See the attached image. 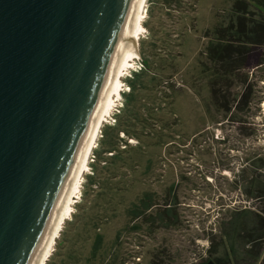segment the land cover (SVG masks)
Wrapping results in <instances>:
<instances>
[{
	"label": "rangeland",
	"instance_id": "rangeland-1",
	"mask_svg": "<svg viewBox=\"0 0 264 264\" xmlns=\"http://www.w3.org/2000/svg\"><path fill=\"white\" fill-rule=\"evenodd\" d=\"M239 1L149 0L47 264H259L238 235L264 215V12Z\"/></svg>",
	"mask_w": 264,
	"mask_h": 264
},
{
	"label": "water",
	"instance_id": "water-1",
	"mask_svg": "<svg viewBox=\"0 0 264 264\" xmlns=\"http://www.w3.org/2000/svg\"><path fill=\"white\" fill-rule=\"evenodd\" d=\"M134 0H0V264H35Z\"/></svg>",
	"mask_w": 264,
	"mask_h": 264
},
{
	"label": "bare ground",
	"instance_id": "bare-ground-1",
	"mask_svg": "<svg viewBox=\"0 0 264 264\" xmlns=\"http://www.w3.org/2000/svg\"><path fill=\"white\" fill-rule=\"evenodd\" d=\"M149 0H134L122 38L120 40L112 69L107 81L94 127L40 250L35 264H47L65 223L72 218L74 205L77 204L81 193L82 181L89 171V163L94 150L97 148L102 130L113 119L117 102L121 99L124 87L123 79L135 69V62L140 59L139 42L146 33L143 25Z\"/></svg>",
	"mask_w": 264,
	"mask_h": 264
},
{
	"label": "trees",
	"instance_id": "trees-1",
	"mask_svg": "<svg viewBox=\"0 0 264 264\" xmlns=\"http://www.w3.org/2000/svg\"><path fill=\"white\" fill-rule=\"evenodd\" d=\"M245 2L250 3L256 8L262 10L264 12V0H244ZM243 1H239L237 5H235L236 12L244 13L247 12V3H242ZM246 4V5H244ZM134 72H137L134 71ZM117 112V110H116ZM114 118V117H113ZM260 194H263L260 192ZM243 212V211H242ZM255 216V222L252 228L249 230H244L238 235L241 241L245 243L248 250L246 251V255L250 260L255 263L264 264V215ZM239 219V217H238ZM245 225V224H244ZM255 260V261H254Z\"/></svg>",
	"mask_w": 264,
	"mask_h": 264
}]
</instances>
